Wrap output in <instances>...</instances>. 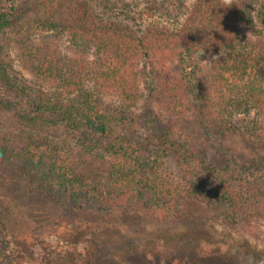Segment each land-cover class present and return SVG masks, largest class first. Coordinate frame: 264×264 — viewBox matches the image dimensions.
<instances>
[{
	"label": "trees",
	"instance_id": "trees-1",
	"mask_svg": "<svg viewBox=\"0 0 264 264\" xmlns=\"http://www.w3.org/2000/svg\"><path fill=\"white\" fill-rule=\"evenodd\" d=\"M184 1L173 18L158 12V0H0V112L6 123L0 164L25 183L19 191L27 215L48 210L44 232L57 237L54 249H70L78 234L87 241L84 256L95 259L99 253L143 255L178 264V253L195 252L194 264H209V257L240 264L248 254L259 255L248 241L232 252L226 242L186 228L123 236L114 244L108 240L112 229L89 231L84 222L89 215L128 213L161 216L175 227L194 204L228 231L251 233L255 220L264 219V153L256 152L248 166H214L199 149L180 143L175 127L152 131L155 121L168 117L204 128L214 142L239 130L254 149H264V136L236 117L250 107L264 110V0ZM11 32L31 80L9 58ZM32 33L39 42L23 39ZM64 43L67 53L60 49ZM104 93L119 97L118 108L100 106ZM142 99L147 130L128 133L141 115L130 108ZM123 126L127 130L116 129ZM166 157L178 166L179 179ZM91 159L103 167H87ZM3 190L18 191L8 184ZM0 264L16 263L0 256Z\"/></svg>",
	"mask_w": 264,
	"mask_h": 264
},
{
	"label": "rangeland",
	"instance_id": "rangeland-1",
	"mask_svg": "<svg viewBox=\"0 0 264 264\" xmlns=\"http://www.w3.org/2000/svg\"><path fill=\"white\" fill-rule=\"evenodd\" d=\"M146 2V0H143ZM180 0H158L159 4H155L158 12L165 16H170L175 18L179 13V9L176 12L177 8H181L179 5ZM184 3V6H187L189 3L188 0ZM174 15V16H173ZM11 30V29H10ZM9 30V31H10ZM246 31V28H244ZM36 39L39 42L37 34L32 33L29 37L26 35L23 37ZM14 38L12 32L7 35V45H8V55L11 61L13 62L14 68L23 75L27 80H31L32 76L28 70L24 69L19 65L18 58L16 56V45L13 42ZM28 40V39H27ZM63 53L69 51L67 43H64L60 46ZM68 54H71L70 52ZM144 99L142 101H137L136 106L131 107L132 111L135 114H141L140 117L135 118L134 123H130L131 126H125L116 128L117 130L128 131V133H142L146 132L147 128L145 125V116L146 110L144 109ZM120 105L119 97L114 95H108L107 93L101 96L100 106L110 107L112 109L118 108ZM154 109H158V106L154 104ZM145 110V111H144ZM236 117L245 118L242 121H239V124L242 122V125L249 129L256 130L255 133L260 136H264V110L257 111L256 108L250 107L247 114L245 112H240ZM4 115L0 112V131H5L3 125H5ZM123 124V123H122ZM129 124V123H127ZM126 124V125H127ZM175 127V128H174ZM170 128L176 129L178 134V141L183 143L188 148L196 147L199 149L205 157V160L208 164L214 166L228 165L231 168H239L243 166L250 165L257 153H264V149H257L252 147L246 141H244L243 136L239 130H230L224 133L223 137L217 142H214L207 131L204 128H200L195 124H185L181 121H176L175 119H169L168 117L159 119L155 121L152 127V131H162L167 133ZM56 132H61V130H56ZM64 136V134L62 135ZM58 139V137L56 138ZM71 142H74L70 138ZM59 145L66 147L64 141H57ZM256 143V142H255ZM72 144V143H68ZM166 167L170 173L176 178L179 179L178 166L170 157H166ZM103 161L101 160H90L87 167L91 169H99L103 167ZM1 164H0V193H6L2 199V208L4 211L3 227L4 234L0 238V256L4 259H13L16 264H168V262L163 258H149L143 255H132L124 257H107L102 253H99L97 258L91 257L88 254L84 256V253L81 249L85 246L87 241L85 239H79V235L76 234L71 237L70 241L75 242L76 245L70 246V249L54 247L57 237L49 235L46 232V218L48 210L43 208L36 214L37 218L33 214H26L21 206V193L20 189L25 186L23 180L16 179L14 174H5ZM13 175L12 181L3 180V178L8 179ZM9 185L13 189H18L17 192L11 191L13 194H9L3 190L4 185ZM5 195V194H4ZM186 219L184 224L173 227V224L167 223L168 220L164 217H155L146 215H130L128 213L111 215L110 217H103L101 214L89 215L85 217L84 222H89L86 224L88 230L91 228L96 231H102V234L105 233V227L112 229L110 233V243L117 244L124 241L123 236H130L132 238L141 239L147 238L149 235L159 233L167 234L172 233L179 229H190L195 233H202L203 235L209 237L210 239L216 240L220 239L221 241L226 242L224 248L230 249L232 252L235 251V248L238 244H241L243 241H248V243L255 247L259 251V255L251 257L253 255L245 256L244 261H240V264H264V219L260 218L255 220L254 229L250 233L248 228H239L236 227L235 231H228V229L219 223H213L203 208V205L194 204L193 206H186ZM162 218V219H161ZM35 219V220H34ZM164 219V220H163ZM36 222V223H34ZM103 226H99L98 223ZM103 223H105L103 225ZM97 226V228H96ZM61 231V230H60ZM9 232V234H8ZM44 234L42 235V233ZM94 232V231H93ZM60 233V232H59ZM255 235V237H253ZM80 240V242H79ZM54 244V245H53ZM87 245V244H86ZM90 248V247H89ZM82 254V255H80ZM195 252L191 253H178L177 257L179 258L178 264H194L197 261ZM211 262L209 264H222L215 259L209 257ZM82 259V260H81ZM181 261V262H180Z\"/></svg>",
	"mask_w": 264,
	"mask_h": 264
},
{
	"label": "clouds",
	"instance_id": "clouds-1",
	"mask_svg": "<svg viewBox=\"0 0 264 264\" xmlns=\"http://www.w3.org/2000/svg\"><path fill=\"white\" fill-rule=\"evenodd\" d=\"M231 2V0H225V3L227 4V3H230Z\"/></svg>",
	"mask_w": 264,
	"mask_h": 264
}]
</instances>
